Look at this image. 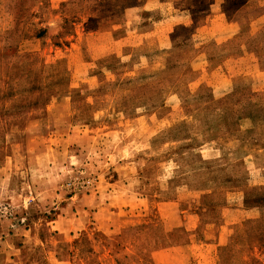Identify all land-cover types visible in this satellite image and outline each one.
I'll use <instances>...</instances> for the list:
<instances>
[{"label": "rangeland", "instance_id": "374dc122", "mask_svg": "<svg viewBox=\"0 0 264 264\" xmlns=\"http://www.w3.org/2000/svg\"><path fill=\"white\" fill-rule=\"evenodd\" d=\"M263 68L264 0H0V264H264ZM91 193L142 214L55 243Z\"/></svg>", "mask_w": 264, "mask_h": 264}, {"label": "crops", "instance_id": "0c3cea01", "mask_svg": "<svg viewBox=\"0 0 264 264\" xmlns=\"http://www.w3.org/2000/svg\"><path fill=\"white\" fill-rule=\"evenodd\" d=\"M58 1L61 2L64 0H58ZM176 51L180 52L179 49H177ZM176 51H173V52H176ZM106 53H109V50L106 51ZM260 71L262 74H264V68L261 69ZM232 77L235 78L236 76H232ZM232 77H230L231 79L230 84L233 82ZM239 80L242 84L245 83L242 77H240ZM141 81L139 82L138 79L135 78L132 82L129 81L127 84H123V85H121V82L113 81L111 82V86L117 89H121V86L126 87L127 89H129V92L133 94L143 89V87L145 88L153 87L152 83L145 84V86H142ZM147 81L148 80H145L144 82H147ZM170 85L171 84H166L165 87L170 86ZM225 85L226 84H219L218 86L214 87L213 92L215 93V95L217 94L218 91H221L222 87L226 88ZM238 85L240 86V84ZM227 92L228 91H225V93ZM161 95H160V92H158L157 95L154 96L155 98L153 99L149 98L148 102L151 105L156 104V102H163V103L166 102L167 98H161ZM138 106L140 107L142 105H138ZM241 113H242L241 115H237L235 117V121L237 119L248 120V119H253L255 117V115L247 113V112H241ZM150 116L151 115H147V114L144 115L142 113L136 116L134 120L142 121L146 117H150ZM239 130L244 131L242 128H240ZM116 151H119V154H114V157L113 158L110 157L109 160L115 161V163H113L112 165L121 167V156H120L121 146L117 148ZM76 157L77 156H75V158ZM105 161H108V160H105ZM121 181L122 179H121V174H120L119 177L115 178V181H113L114 183H112L114 185V189L117 186L118 188H121ZM111 193L114 194L111 197L116 198V199H121L120 190H114L113 192L111 191ZM139 194L140 196L143 195L142 193H139ZM68 199L72 201L70 203V206L63 208L62 211L58 213L57 219L53 220L50 223L53 229V233H54L52 238L54 239V242L57 244L58 242L63 243L65 241L71 244V246H73L74 242H77V240L80 239V238L79 239L76 238L77 235L79 233H81L82 235V232L86 231L87 229L89 230V228L91 229L95 228L98 231H102L104 233H107V232L120 233L133 222L134 216H139L142 214V211H138V212H135L129 215L128 212L122 211L121 209L122 207L117 209L114 206L113 202L102 201L101 195H98L97 193L83 194V195H77V196L75 195L73 197H69ZM97 200H100L99 204ZM117 206H120V204H118ZM92 225H94L95 227H91ZM71 251H72L71 254L68 252V256L71 258L72 257L75 258L76 252H79V251L78 250L74 251L72 249ZM90 254H93V256H95L94 253H90ZM91 256L92 255H90L89 257L92 260ZM110 256L111 255L109 254V252H105L106 259H108V261H114L113 260L114 258L111 259ZM52 257L54 258L53 260L55 261L58 260L55 255H53Z\"/></svg>", "mask_w": 264, "mask_h": 264}]
</instances>
